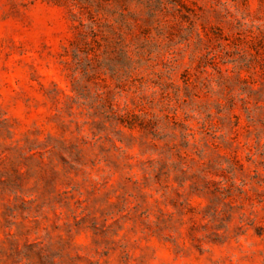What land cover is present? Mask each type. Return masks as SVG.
I'll return each mask as SVG.
<instances>
[{
	"label": "rangeland",
	"instance_id": "374dc122",
	"mask_svg": "<svg viewBox=\"0 0 264 264\" xmlns=\"http://www.w3.org/2000/svg\"><path fill=\"white\" fill-rule=\"evenodd\" d=\"M0 264H264V0H0Z\"/></svg>",
	"mask_w": 264,
	"mask_h": 264
}]
</instances>
